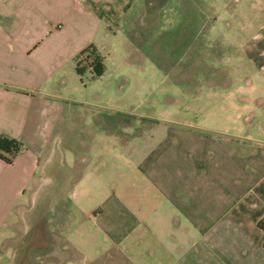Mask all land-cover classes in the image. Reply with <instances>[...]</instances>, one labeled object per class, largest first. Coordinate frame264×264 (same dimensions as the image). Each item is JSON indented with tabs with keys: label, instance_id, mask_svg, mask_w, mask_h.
Instances as JSON below:
<instances>
[{
	"label": "crops",
	"instance_id": "obj_1",
	"mask_svg": "<svg viewBox=\"0 0 264 264\" xmlns=\"http://www.w3.org/2000/svg\"><path fill=\"white\" fill-rule=\"evenodd\" d=\"M110 5L107 0H0V137L19 144L11 163L0 158V235L27 213L26 198L39 192L41 181L58 182L49 192L56 197L67 182L82 187L90 176L91 169L77 168L83 155L74 152L75 141L62 132L75 115L85 118V127L90 125L92 111L74 107L87 99L73 94L78 78L83 83V78L95 80L104 73L99 37L109 35L103 22L114 14ZM89 54L103 63L97 77L88 69L83 75L76 70ZM179 126L167 128L153 154L139 161L130 156L132 146L124 148L127 156L121 153L129 170L146 182L143 191L153 193L154 203L138 209L145 217L120 218L122 211L131 213L124 201L122 207L89 208L86 218L118 215L99 228L109 236L107 229L117 223L123 229L125 255L144 264H264V230L259 226L264 216V139L242 132L227 135L225 129L206 125ZM226 136L241 140L231 142ZM52 169L57 173L53 178ZM59 232L58 238L68 242L66 228ZM5 239V234L0 237V264H15L12 247H2ZM115 241L120 239L112 245ZM136 243L140 249L153 247V257L143 248L136 256Z\"/></svg>",
	"mask_w": 264,
	"mask_h": 264
},
{
	"label": "rangeland",
	"instance_id": "obj_2",
	"mask_svg": "<svg viewBox=\"0 0 264 264\" xmlns=\"http://www.w3.org/2000/svg\"><path fill=\"white\" fill-rule=\"evenodd\" d=\"M107 1L114 14L103 22L109 35L99 37L104 73L95 80L83 78V83L78 78L73 94L87 99L74 107L92 111L90 125L75 115L62 132L75 141L74 152L83 155L77 168L92 171L82 187L67 182L54 197L49 192L58 182L45 179L39 192L26 198L27 213L0 235L6 236L3 249L11 246L18 264H144L125 255L117 223L107 229L109 236L99 228L118 215L97 221L85 216L89 208L122 207L126 201L131 213L119 209L120 218L136 221L146 216L138 212L140 205L154 203L153 193L143 191L147 184L142 176L121 157L122 152L128 155L124 148L132 146L130 156L139 161L153 154L167 128L179 125L264 139V0ZM50 173L51 178L57 174L55 169ZM128 190L135 194L123 196ZM33 215L41 219L30 220ZM62 227L68 242L58 238ZM113 239L120 242L112 245ZM133 247L136 256L143 248L153 257V247ZM133 247L128 244V254Z\"/></svg>",
	"mask_w": 264,
	"mask_h": 264
},
{
	"label": "trees",
	"instance_id": "obj_3",
	"mask_svg": "<svg viewBox=\"0 0 264 264\" xmlns=\"http://www.w3.org/2000/svg\"><path fill=\"white\" fill-rule=\"evenodd\" d=\"M90 71L91 77H97L103 72V63L97 55H87L78 61L76 70L78 74L83 75L84 72ZM19 150V144L15 140H9L5 137H0V158L6 163H11L13 155ZM8 154L9 156H7ZM259 226L264 230V220H260Z\"/></svg>",
	"mask_w": 264,
	"mask_h": 264
},
{
	"label": "built area",
	"instance_id": "obj_4",
	"mask_svg": "<svg viewBox=\"0 0 264 264\" xmlns=\"http://www.w3.org/2000/svg\"><path fill=\"white\" fill-rule=\"evenodd\" d=\"M261 220H264V216L262 217V219Z\"/></svg>",
	"mask_w": 264,
	"mask_h": 264
}]
</instances>
